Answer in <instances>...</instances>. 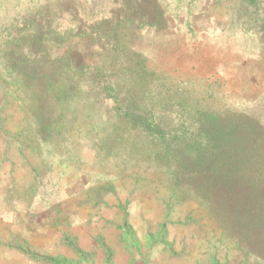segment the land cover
Segmentation results:
<instances>
[{
  "label": "rangeland",
  "instance_id": "obj_1",
  "mask_svg": "<svg viewBox=\"0 0 264 264\" xmlns=\"http://www.w3.org/2000/svg\"><path fill=\"white\" fill-rule=\"evenodd\" d=\"M55 2L0 0V37L18 14ZM147 5L158 27L120 37L151 69L217 81L235 105L264 93V0ZM50 53L88 59L76 41ZM36 94L0 47V264H264L186 193L143 171L99 166L82 144L55 153L37 134Z\"/></svg>",
  "mask_w": 264,
  "mask_h": 264
},
{
  "label": "trees",
  "instance_id": "obj_2",
  "mask_svg": "<svg viewBox=\"0 0 264 264\" xmlns=\"http://www.w3.org/2000/svg\"><path fill=\"white\" fill-rule=\"evenodd\" d=\"M147 7V0H56L4 25L0 47L37 88L38 137L61 155L82 144L99 166L143 171L186 193L262 256L264 93L235 105L217 81L151 69L120 37L158 27ZM72 41L88 59L51 55Z\"/></svg>",
  "mask_w": 264,
  "mask_h": 264
}]
</instances>
